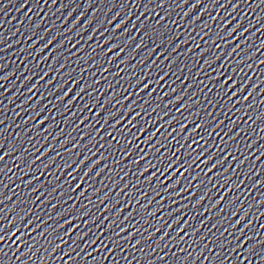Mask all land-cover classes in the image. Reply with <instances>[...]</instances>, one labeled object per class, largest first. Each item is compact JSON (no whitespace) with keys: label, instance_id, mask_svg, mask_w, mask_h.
<instances>
[{"label":"water","instance_id":"95a60500","mask_svg":"<svg viewBox=\"0 0 264 264\" xmlns=\"http://www.w3.org/2000/svg\"><path fill=\"white\" fill-rule=\"evenodd\" d=\"M262 62L264 0H0V264H264Z\"/></svg>","mask_w":264,"mask_h":264},{"label":"snow or ice","instance_id":"6c2138e0","mask_svg":"<svg viewBox=\"0 0 264 264\" xmlns=\"http://www.w3.org/2000/svg\"><path fill=\"white\" fill-rule=\"evenodd\" d=\"M164 2H165V0H161V3H164ZM120 14H121V13H117V15H120ZM126 23H127V21H124V22L121 23L120 25H117V28H121V27H123L124 24H126ZM234 31H235V29H233V32H234ZM151 34H152V33H149V35H151ZM213 42H214V41H213ZM105 43H108V41H105ZM140 46H142V45H138L137 47H140ZM109 51H111V49H109ZM174 51H175V50H174ZM235 51H236V49L234 48V49H233V52H235ZM161 55H163V53H161ZM113 59H115V57H113ZM262 63H264V62H262ZM233 75H235V73H233ZM217 79H219V78H217ZM232 79H233V77H232V76H229L227 79H225V80H223L222 82H220V88H221L222 91L225 90V86L228 85L229 81L232 80ZM236 83H238V81H237ZM235 86H236V84L234 83V84H232L230 87H228L227 90H226V93H225V94L231 93V95H229V99H231V96L238 95V94H239V91H242V89H240V90H238L237 92H232V88L235 87ZM144 87L147 88V87H149V85L145 84ZM81 91H83V89H81ZM217 95H219V93H217ZM177 99L179 100V99H181V97H177ZM244 99L247 100L248 97H245ZM233 106H235V105H233ZM137 115H139V114H137ZM111 118H112V117L109 116V119H111ZM41 123H43V121H41ZM118 123H119V122H118ZM129 123H131V121H130ZM221 123H222V122H221ZM218 126H219V125H217V127H218ZM50 127H51V126H50ZM200 127H203V125H200ZM125 131H128V129H125ZM181 131H183V129H181ZM213 131H215V129H213ZM152 138H153L152 136H149L147 139L150 141ZM65 143H67V141H65ZM10 150H11V149H10ZM49 151H50V150H49ZM177 151H179V149H177ZM45 155H47V153H45ZM100 159L103 160V156H102ZM196 159H199V155L196 157ZM3 160H4V156H0V162H2ZM52 162H53V161H50V163H52ZM178 162H179L178 160L175 161V163H178ZM33 163H35V161H33ZM96 163H99V161H97ZM157 163H159V161H157ZM192 163H196V160H193ZM218 163H219V162H218ZM173 166H174V162L170 161L169 164H168V166L162 168L161 171H162V172H166V171L168 170V168L173 167ZM217 166H218L217 164H213V165H212V168H215V167H217ZM95 167H96V164H93L92 167L88 168L87 173H91V172L93 171V168H95ZM152 167H155V165H153V164L150 163V164L148 165V168H152ZM147 170H148V169L146 168L144 171H147ZM211 170H212V169L210 168L209 171H211ZM0 171H2V169H0ZM27 171H31V169L29 168V169H27ZM101 171H103V169H101ZM177 171H179V170L177 169ZM87 173H85V176H87ZM99 174H100V173H97V175H99ZM172 175H176V173L173 172ZM155 176H156V173H153V175H152V179H155ZM178 183H179V181H177V184H178ZM261 183H264V181H261ZM173 186H176V185H173ZM40 187L43 188L44 185L42 184V185H40ZM78 187H79V185H78ZM157 187H160V185L157 184ZM233 187H237V185H234ZM86 191H87V189H85V192H86ZM210 191H211V190H210ZM229 191H230V190H229ZM83 195H84V193L82 192V193H81V196H83ZM226 195H227V193H225V196H226ZM104 199L107 200L108 197L105 196ZM223 199H224V197H221V200H223ZM2 202H3V201H0V203H2ZM200 202H202V201H200ZM16 203L19 204L20 201L18 200V201H16ZM109 207L111 208L112 205H110ZM247 215H248V214L245 213V216H247ZM181 219H183V218L181 217ZM179 222H180L179 220L176 221V223H179ZM2 223H3V217H0V224H2ZM12 223L14 224V223H16V221H12ZM66 223H71V221H66ZM89 223H91V221H89ZM63 226H64V225H61V227H63ZM161 227H163V225H161ZM19 231H20V229H16V232H19ZM180 231L183 232L184 229L181 228ZM16 232H13V235H15ZM84 235H87V233H85ZM165 236H167V233H165ZM165 236H162V237H161V241L164 240ZM4 238H5L4 236H0V242H2ZM181 239H183V237H181ZM93 243H95V241H93ZM137 243H140V241H137ZM248 251H249V253H251L252 249L249 248ZM0 255H3V250H0ZM236 264H239V262H236Z\"/></svg>","mask_w":264,"mask_h":264}]
</instances>
